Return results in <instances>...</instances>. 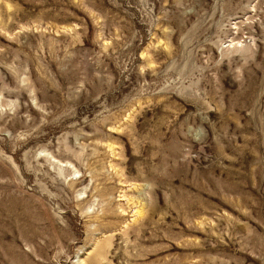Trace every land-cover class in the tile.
<instances>
[{"label":"rangeland","instance_id":"1","mask_svg":"<svg viewBox=\"0 0 264 264\" xmlns=\"http://www.w3.org/2000/svg\"><path fill=\"white\" fill-rule=\"evenodd\" d=\"M81 259L264 264V0H0V264Z\"/></svg>","mask_w":264,"mask_h":264},{"label":"bare ground","instance_id":"2","mask_svg":"<svg viewBox=\"0 0 264 264\" xmlns=\"http://www.w3.org/2000/svg\"><path fill=\"white\" fill-rule=\"evenodd\" d=\"M138 211H139V208L136 210V212H138ZM104 242H105V241H104ZM95 243H96V242H95ZM95 245H96V244H95ZM105 245H106V244H105ZM96 246H97V245H96ZM99 246H100V245H99ZM97 247H98V246H97ZM97 247H96V248H97ZM101 250H102V249H101ZM101 250H100V248H98V250H96V252L93 254V256H94L95 259H96L97 257L100 256L98 252H100ZM101 252H102V251H101ZM100 254H102V253H100ZM101 257H102V256H100V258H101ZM102 258H103V257H102ZM80 261H81L82 264H86L84 260L81 259ZM98 262H99V259H98Z\"/></svg>","mask_w":264,"mask_h":264}]
</instances>
